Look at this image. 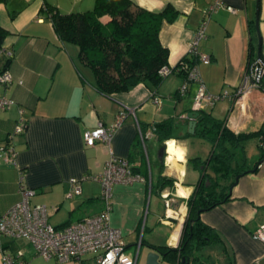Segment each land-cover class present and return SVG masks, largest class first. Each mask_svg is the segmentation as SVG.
<instances>
[{
  "label": "crops",
  "instance_id": "obj_1",
  "mask_svg": "<svg viewBox=\"0 0 264 264\" xmlns=\"http://www.w3.org/2000/svg\"><path fill=\"white\" fill-rule=\"evenodd\" d=\"M71 1L76 5L81 0ZM131 1L151 11H160L167 4L178 11L175 19L163 21L159 30V40L168 49L170 67L183 57L190 58L189 43L202 21H206L205 35L197 49L208 54L211 61L205 64L196 59L195 64L208 92H227L228 96L203 110L223 119L235 134H250L242 143L243 149L237 151V158L244 157L247 169L252 168L264 152L260 145L264 139V77L259 87L239 97L232 95L243 81L251 58H257L256 4L260 55L264 60V0H221L235 11L219 6L209 16L203 11L213 0ZM45 2L61 13L79 10L62 0H0V28L7 31L0 44V71L7 68L12 77L9 85L0 86V95L13 100L10 107L0 111V214L18 201L20 182L35 189L31 202L33 199L50 208L49 222L56 227L95 214L103 207L101 185L82 180V176L101 173L110 153L127 158L133 171L144 179L113 185L110 224L120 230L127 248L139 245L136 264H145L151 250L146 244L178 245L187 214L186 199L201 175L190 160L205 159L211 150L208 140L188 131L189 119L180 117L191 110L198 83L186 82L181 94L178 90L184 76L173 73L157 87L141 82L110 97L99 93L92 71L79 62L78 47L59 40L50 19L41 12ZM107 19V15L101 17L103 21ZM251 43L255 48L249 55ZM8 50L13 52L12 57L7 56ZM152 93L159 97V103L153 101ZM123 105L134 107L135 114L128 115L114 132L110 148L100 141L86 144L83 132L95 128L98 122L110 125ZM168 117L176 124L172 127L173 138L164 141L161 161L162 151L155 135L142 148L138 124ZM20 120L26 127L14 133ZM9 145L15 152L14 163H7L2 156L1 150ZM159 173L172 178L173 185L161 191L152 188ZM72 179L79 180L81 192L66 198ZM164 193L174 199L170 209L178 210L177 216L167 221L160 220L165 209ZM150 194L156 198L147 206ZM229 195L228 200L200 213L201 220L222 239L202 251L206 264H264V243L251 236L264 223V160L254 171L241 174ZM1 243L4 252L22 250L24 264H77L73 260L44 258L26 238L2 236ZM81 262L92 264V255L83 256ZM0 264H4L1 254Z\"/></svg>",
  "mask_w": 264,
  "mask_h": 264
},
{
  "label": "trees",
  "instance_id": "obj_2",
  "mask_svg": "<svg viewBox=\"0 0 264 264\" xmlns=\"http://www.w3.org/2000/svg\"><path fill=\"white\" fill-rule=\"evenodd\" d=\"M41 12L50 19L59 40L78 47L79 62L92 71L94 86L99 93L110 97L114 93L129 91L141 82L157 87L163 80L158 71L168 65V49L159 40V30L163 21L171 22L178 14L171 4L160 11H151L131 0H95L91 9L61 13L45 2ZM104 15L108 16L106 21L101 20ZM250 29L254 30V24ZM6 34L7 31L0 28V44ZM254 48L253 43L249 44V55L254 53ZM255 59L251 58L249 63ZM186 61L194 64L196 58H187ZM174 122L168 117L151 124H138L141 132L151 129L156 136L163 151L161 161L165 153L164 141L173 138ZM192 135L208 140L211 150L205 159L194 157L190 160L201 175L186 199L187 214L179 243L175 248L151 245L166 253L174 264H181L182 257L189 258L190 264L207 263L203 249L222 239L214 228L201 220L200 213L228 200L236 176L254 171L257 162L264 160L262 152L252 168L247 169L249 164L244 157L237 158V151L243 149L242 143L250 134H235L223 119L204 110H200L196 117ZM172 185V178L159 173L157 184L152 188L161 191Z\"/></svg>",
  "mask_w": 264,
  "mask_h": 264
},
{
  "label": "built area",
  "instance_id": "obj_3",
  "mask_svg": "<svg viewBox=\"0 0 264 264\" xmlns=\"http://www.w3.org/2000/svg\"><path fill=\"white\" fill-rule=\"evenodd\" d=\"M224 6L229 11L234 12L232 6H225L221 0H213L203 11L209 16L217 7ZM205 23L202 21L194 37L189 43L188 54L190 58H196L202 63H209L211 57L203 52L198 51V42L204 37ZM8 57L13 56L11 50L6 51ZM187 57L181 59L176 67L168 65L162 66L158 73L161 77H166L171 73H179L184 76V83L180 86L181 94L186 90V82L195 81L198 87L193 97L191 110H203L207 105H213L215 102L228 96L227 92L213 94L208 92L203 85L197 65L190 64L186 61ZM264 77V63L255 59L247 68L243 81L233 92L232 96L239 97L249 91L252 87L261 85ZM12 77L7 68L0 71V86H7ZM155 103H159V97L152 94ZM13 100L0 95V111L10 107ZM135 114V108L123 105L115 115L114 121L104 126L98 122L93 129H87L83 132L84 142L93 145L100 141L109 147L114 132L121 126L122 122L128 115ZM181 118L186 117L182 114ZM26 123L22 120L15 125L14 133L24 131ZM139 128V126H138ZM153 132L151 129L141 132L139 138L142 146L146 147V141L151 138ZM264 146V139L261 141ZM110 148V147H109ZM3 159L7 163H14L15 152L11 145L1 150ZM82 180H94L100 183V198L103 203L102 209L92 215L85 216L80 220L69 222L63 226L56 227L49 222L50 208L41 203H32L30 198L35 194V189L19 183V199L8 210L0 214V254L4 264H24L22 259V250L18 249L14 253L3 251L1 237L9 238H26L37 254L44 258L55 257L58 261L64 262L73 260L77 264H82L83 256L92 255V264H136L139 245L134 251H128L126 243L118 228L110 224V211L112 208V188L114 184H130L134 181H142L144 178L137 172L133 171L127 158L117 157L110 153L108 160L105 162L101 173L96 175L85 174ZM81 188L79 180L72 179L69 189L65 193L66 198H72L80 194ZM164 203V215L161 221L177 216L178 210L170 209L174 202L173 197L168 194H162ZM170 211V213H169ZM251 236L264 243V223L251 233Z\"/></svg>",
  "mask_w": 264,
  "mask_h": 264
},
{
  "label": "water",
  "instance_id": "obj_4",
  "mask_svg": "<svg viewBox=\"0 0 264 264\" xmlns=\"http://www.w3.org/2000/svg\"><path fill=\"white\" fill-rule=\"evenodd\" d=\"M257 13H258V4H256V16H255V28H256V33H257V58L256 59H258L262 63H264V60H262L261 55H260L261 36L259 34V29H258V15H257ZM198 115H199V111H197V110H190L186 114V117L189 119L188 131L190 133L194 132V127L196 125V117ZM260 162H261V160L257 162V165ZM249 171H251V170H249ZM239 176L240 175L236 176V181L239 178ZM146 246L150 247L151 250L146 255L145 264H165V261L169 262L170 264H174V263H172V261L169 260V257L167 256L166 253H163L161 251L154 249L153 247H151L150 244H146ZM172 248H175V247H172ZM180 261H181V264H190L189 258L182 257L180 259Z\"/></svg>",
  "mask_w": 264,
  "mask_h": 264
},
{
  "label": "rangeland",
  "instance_id": "obj_5",
  "mask_svg": "<svg viewBox=\"0 0 264 264\" xmlns=\"http://www.w3.org/2000/svg\"><path fill=\"white\" fill-rule=\"evenodd\" d=\"M70 5H72L71 7H74L76 6V9H79V10H74L75 11H84V9H91L95 3V0H81V1H77L76 5H74V3L71 1V0H62ZM74 2H76V0H73ZM89 2V3H87ZM74 5V6H73ZM82 9V10H81ZM173 74V73H171ZM175 123V122H174ZM176 124V123H175ZM174 125V124H173ZM255 141V140H254ZM253 141V142H254ZM251 163V161H250ZM156 196H154V194H150L148 197H147V201H146V204L147 206L149 205V202L152 200H155ZM32 203H36L35 200L32 199ZM158 205H159V209L161 210V214L163 213V203H162V200L159 199L158 201ZM208 247V246H207ZM205 247L203 249V251L207 248ZM128 251H134V246H130L129 248H127Z\"/></svg>",
  "mask_w": 264,
  "mask_h": 264
},
{
  "label": "flooded vegetation",
  "instance_id": "obj_6",
  "mask_svg": "<svg viewBox=\"0 0 264 264\" xmlns=\"http://www.w3.org/2000/svg\"><path fill=\"white\" fill-rule=\"evenodd\" d=\"M160 148V147H159ZM209 183V181H206V184H208Z\"/></svg>",
  "mask_w": 264,
  "mask_h": 264
},
{
  "label": "bare ground",
  "instance_id": "obj_7",
  "mask_svg": "<svg viewBox=\"0 0 264 264\" xmlns=\"http://www.w3.org/2000/svg\"><path fill=\"white\" fill-rule=\"evenodd\" d=\"M169 213H170V211H169Z\"/></svg>",
  "mask_w": 264,
  "mask_h": 264
}]
</instances>
